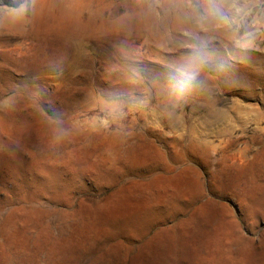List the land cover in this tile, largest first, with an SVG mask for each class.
<instances>
[{
    "label": "rangeland",
    "instance_id": "374dc122",
    "mask_svg": "<svg viewBox=\"0 0 264 264\" xmlns=\"http://www.w3.org/2000/svg\"><path fill=\"white\" fill-rule=\"evenodd\" d=\"M0 264H264V0H0Z\"/></svg>",
    "mask_w": 264,
    "mask_h": 264
},
{
    "label": "clouds",
    "instance_id": "9594fccd",
    "mask_svg": "<svg viewBox=\"0 0 264 264\" xmlns=\"http://www.w3.org/2000/svg\"><path fill=\"white\" fill-rule=\"evenodd\" d=\"M26 11V9L22 6L20 9H16L13 12L14 16H20L22 15L24 12Z\"/></svg>",
    "mask_w": 264,
    "mask_h": 264
}]
</instances>
